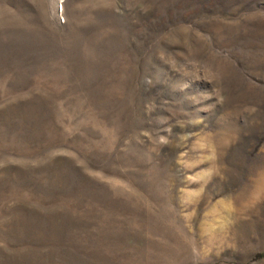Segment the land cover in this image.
<instances>
[{"label": "rangeland", "instance_id": "374dc122", "mask_svg": "<svg viewBox=\"0 0 264 264\" xmlns=\"http://www.w3.org/2000/svg\"><path fill=\"white\" fill-rule=\"evenodd\" d=\"M264 0H0V264H264Z\"/></svg>", "mask_w": 264, "mask_h": 264}, {"label": "trees", "instance_id": "16d2710c", "mask_svg": "<svg viewBox=\"0 0 264 264\" xmlns=\"http://www.w3.org/2000/svg\"><path fill=\"white\" fill-rule=\"evenodd\" d=\"M264 257V254H259L258 256H257V258H259V259H261V258H263Z\"/></svg>", "mask_w": 264, "mask_h": 264}]
</instances>
